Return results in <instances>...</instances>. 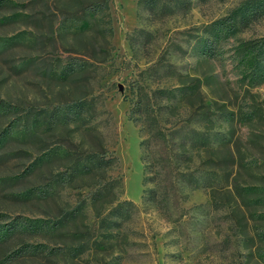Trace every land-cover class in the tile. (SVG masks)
<instances>
[{
    "label": "rangeland",
    "instance_id": "1",
    "mask_svg": "<svg viewBox=\"0 0 264 264\" xmlns=\"http://www.w3.org/2000/svg\"><path fill=\"white\" fill-rule=\"evenodd\" d=\"M152 1L107 0L108 8L92 16L81 0H0V36L18 41L0 48V104L12 107L0 111V224L17 215L63 220L51 235L15 233L0 241V264L38 241L55 252L7 264H264L256 242L251 253L232 226L228 208L213 205L212 189L224 180L200 168L203 152L193 142L215 147L232 138L243 151L247 127L238 122L231 130L213 106L207 115L191 108L205 100L264 113V72L234 55L240 40L264 36V15L234 34L221 31V52L205 59L199 37L242 0ZM196 77L206 83L204 93L182 99ZM140 95L153 103L168 138L150 148L148 169L141 145L147 131L131 115ZM73 101L82 111L70 124L41 123ZM25 125L32 129L24 136ZM181 138L185 148L177 145ZM84 149L109 160L100 184L92 177L81 187L49 181L68 165L67 153ZM45 153L52 158L41 162ZM39 186L51 195L38 196ZM98 190L103 196L94 199Z\"/></svg>",
    "mask_w": 264,
    "mask_h": 264
},
{
    "label": "trees",
    "instance_id": "2",
    "mask_svg": "<svg viewBox=\"0 0 264 264\" xmlns=\"http://www.w3.org/2000/svg\"><path fill=\"white\" fill-rule=\"evenodd\" d=\"M154 0L151 5H154ZM82 11L87 15H96L108 8L107 0H81ZM264 15V0H242L235 6L227 15L213 21L206 27V36H200L198 45L200 52L205 59H212L219 54L218 40L220 32L234 34L247 27L251 22L258 20ZM18 41L12 36H0V48H7ZM234 55L239 58L240 63H246L251 67V70L256 73L264 72V36L240 40L234 48ZM77 63L70 65L67 72L70 74L76 70ZM206 86L201 78L192 79L190 91H184L182 99H186L192 95H202L203 88ZM191 106L193 111H203L206 115L213 106L219 110L221 114H225L230 122V129L234 128L238 122L247 127V142L245 149H242L233 141L232 138L223 139L217 146L211 147L203 140L193 141L198 144V148L202 150L200 157V168L207 172L219 173L224 180L220 188H213L211 199L215 208L226 206L228 208V217L232 222V226L240 231L244 237L247 248L251 253H254V242H256V253L258 257L264 261V131L260 124L264 123V113L260 108L253 107L250 111L243 113L237 109H229L227 105L219 106L216 101L211 104L204 102ZM137 103L131 115L135 116L136 121H142V128L147 131V137L143 139L141 145L144 150V159L148 168H153V157L150 156V148L154 144L167 142V134L159 121L153 115L154 105L152 102L145 101L143 96L137 98ZM80 102H68L64 106L58 107L59 115L57 119H46L41 123H47L49 127L58 123L70 124L71 121L81 114ZM11 111V103L2 102L0 111ZM197 110V111H196ZM40 123V124H41ZM31 126L25 125L22 127V133L25 136ZM5 138L11 136V131L5 133ZM187 140L181 138L177 143L179 148H185ZM202 142V143H201ZM234 142V143H233ZM254 146H258L260 151H252ZM195 147V145H192ZM222 148L227 149V153L223 155L212 156L211 153L219 152ZM68 165L62 171L50 176L51 183H57L62 186L81 187L87 185L86 179L92 177L94 183L100 182L103 179L105 170L109 165V160L101 150L84 149L81 153L75 155L67 153L64 156ZM52 158L51 153H45L41 157V162H47ZM223 167H220V166ZM250 173L244 174V172ZM244 176V177H243ZM247 176V178L245 177ZM149 177L147 176V179ZM76 179H81L82 184L78 185L74 182ZM150 179V178H149ZM90 184V183H88ZM38 196L47 197L51 193L47 192V187L39 186L35 188ZM95 194L94 199L101 198L103 192ZM221 191L226 197L218 196ZM120 207L118 204L116 209ZM115 209V210H116ZM118 216L121 213H116ZM255 222V226L250 225V221ZM63 220L60 218L53 224H50L45 219L38 217H25L17 215L9 221H4L0 224V241L8 240L15 233L29 234L31 236L45 237L55 233L61 227ZM55 252L49 249L46 243L38 241L36 243H24L21 247L15 248L2 258V263L7 264L24 256H37Z\"/></svg>",
    "mask_w": 264,
    "mask_h": 264
}]
</instances>
